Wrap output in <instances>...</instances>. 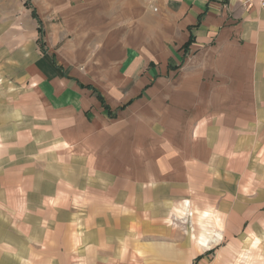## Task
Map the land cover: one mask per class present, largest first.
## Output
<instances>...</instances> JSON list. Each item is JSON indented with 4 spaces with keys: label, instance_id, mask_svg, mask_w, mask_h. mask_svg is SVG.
Listing matches in <instances>:
<instances>
[{
    "label": "rangeland",
    "instance_id": "1",
    "mask_svg": "<svg viewBox=\"0 0 264 264\" xmlns=\"http://www.w3.org/2000/svg\"><path fill=\"white\" fill-rule=\"evenodd\" d=\"M66 1L69 5L68 0H0V219L5 224L0 264H264L263 117L257 127L234 132L233 138L220 130L228 134L225 144H236L228 146L216 171L206 164L189 181L193 159L162 164L166 154L157 151L174 150L168 147L174 139L212 140L221 128L211 125L195 137L206 116L182 114L177 123L171 122L168 108L174 100L166 87L173 84L174 93L181 88L182 69L175 73L159 67L151 94L143 98L136 97V81L123 85V92L136 98L116 113H108L101 100L108 111L100 125L78 112L53 111L29 70L36 67L40 52L51 51L49 36L59 51L72 40L73 33L60 29ZM144 1L148 15L159 17L162 48L174 47L179 17L173 25L165 0ZM145 16L144 40L150 35ZM134 18L139 25L140 16ZM133 26L134 21L128 24V32ZM164 31L170 33L168 39ZM161 90L166 91L161 100L167 110L154 112ZM187 101L186 111L194 105ZM108 130H115L111 138ZM141 137L144 142L137 145ZM146 163L161 170L171 166L175 176L159 179L151 173L139 181L134 171L139 165L145 169ZM101 172H109L111 188L119 189L111 196L103 193L109 179Z\"/></svg>",
    "mask_w": 264,
    "mask_h": 264
},
{
    "label": "crops",
    "instance_id": "2",
    "mask_svg": "<svg viewBox=\"0 0 264 264\" xmlns=\"http://www.w3.org/2000/svg\"><path fill=\"white\" fill-rule=\"evenodd\" d=\"M68 2L70 4L66 1V16L60 29L63 33H73L72 40L69 39L63 50L59 51L57 43H53L49 36L47 45L51 51L40 52L36 67L29 70V78L33 79L39 94L53 111L78 112L86 116L87 120L90 116L95 125H100L104 122L103 114L108 110V113H116L122 106L131 105L136 97L143 98L152 89L159 67L165 65L169 71L175 70V73L182 69L181 88L175 93L171 88L173 84L165 88L170 101L174 100V107L168 108L173 114L171 122L177 123L182 114L206 116L204 121L197 124L195 137L211 125L221 128L217 129V135L212 133V140L196 139L182 143L174 139L168 145L174 150L166 148L157 151L166 154L161 160L162 164H186L193 159L194 164L188 166L190 175L186 174L190 176L189 181L192 180V174L194 177L197 172L204 171L206 164L210 170L216 171L217 164L225 161L228 146L237 142L225 144L228 134L233 138L234 132L252 130L262 117L264 119V110L261 109L264 107V1L251 0L250 4H246L244 0H165L168 18L171 17L174 25L179 17L181 23L179 34H173L175 46L168 45L165 49L160 44L159 17L157 14L148 15L144 0H86L84 6L79 3L73 5L70 0ZM145 14L150 34L146 40L141 32ZM134 15L140 16L139 25ZM133 21L134 26L128 32V24ZM57 25V22L53 23L51 30L54 31ZM162 33L165 38H169L168 31ZM145 41L147 46H144ZM186 43L188 46L185 47ZM158 62L161 64L158 65ZM81 65L88 68V73L81 72ZM202 75L210 79L205 81ZM133 80L140 87L139 91H135L136 97L134 93L123 92V85ZM92 87L102 94L108 110L101 108V99ZM134 88L137 87L131 89ZM166 91L161 90L154 112L167 110L166 103L161 100ZM188 99H192L194 105L186 111L185 105L191 102ZM207 118L210 119L209 124L204 125ZM222 129H226L224 131L228 134L221 133ZM113 131L108 130L110 138ZM170 131V135L174 136L173 127ZM135 142L137 145L143 143V137ZM105 143L103 146L111 145ZM143 167L139 165L133 174L139 181L145 180L151 173L150 176L159 179L160 175L175 176L171 166H163L161 170L146 163L145 169ZM101 171H104V167H101ZM101 176L109 179L107 186L103 187L104 194L111 196L119 190L117 187L114 190L111 188L113 176L109 172H101ZM128 183L134 187L130 178ZM1 222L0 219V237L1 227H5ZM70 251L69 256H73ZM62 254L56 258H61Z\"/></svg>",
    "mask_w": 264,
    "mask_h": 264
},
{
    "label": "trees",
    "instance_id": "3",
    "mask_svg": "<svg viewBox=\"0 0 264 264\" xmlns=\"http://www.w3.org/2000/svg\"><path fill=\"white\" fill-rule=\"evenodd\" d=\"M28 3H29V2H28ZM35 14H37V13H35ZM184 46H185V47L188 46V43H186ZM92 88L94 89V91H97L98 96H99L100 99L104 102V105L108 107V105H107V103H106L104 97L102 96V94H101L96 88H94V87H92Z\"/></svg>",
    "mask_w": 264,
    "mask_h": 264
},
{
    "label": "built area",
    "instance_id": "4",
    "mask_svg": "<svg viewBox=\"0 0 264 264\" xmlns=\"http://www.w3.org/2000/svg\"><path fill=\"white\" fill-rule=\"evenodd\" d=\"M251 0H244V2L246 3V4H250L249 2H250ZM261 1H264V0H261Z\"/></svg>",
    "mask_w": 264,
    "mask_h": 264
}]
</instances>
